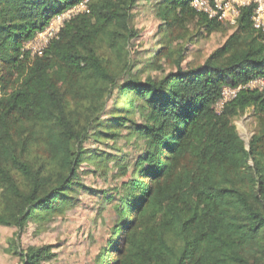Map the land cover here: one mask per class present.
I'll return each instance as SVG.
<instances>
[{"label": "trees", "instance_id": "obj_1", "mask_svg": "<svg viewBox=\"0 0 264 264\" xmlns=\"http://www.w3.org/2000/svg\"><path fill=\"white\" fill-rule=\"evenodd\" d=\"M80 1L0 0V225L15 228L19 264L55 257L52 245L24 250L19 239L75 207L81 190L114 211L94 264H264V91L213 109L223 85L264 74L251 7L228 25L191 0H149L158 39L140 57L139 0H87L42 55L23 50ZM212 32L224 41L187 61L188 45ZM249 109L245 144L234 119ZM111 171L126 178L110 193L81 181Z\"/></svg>", "mask_w": 264, "mask_h": 264}, {"label": "rangeland", "instance_id": "obj_2", "mask_svg": "<svg viewBox=\"0 0 264 264\" xmlns=\"http://www.w3.org/2000/svg\"><path fill=\"white\" fill-rule=\"evenodd\" d=\"M158 24L159 21L155 16L151 2L139 0L134 19V25L139 32L133 47L134 56L144 57L145 49L157 42ZM190 28L195 30L194 26ZM224 39L223 33L212 32L198 42L189 44L186 60L200 63ZM234 124L240 137L247 144L256 128V121L251 110H246L236 117ZM122 143V141L119 142V144ZM124 150L131 157L137 152L135 150V152H131L130 146H125ZM81 168L85 170L88 166L82 164ZM113 172H108L105 176L86 173L81 176V181L90 189L108 190L126 178L116 177ZM77 199L75 207L67 210L64 214L57 215L47 225L36 227L30 223L29 227L21 234L19 243L24 250L28 247L42 245L53 246L52 251L55 253V257L40 264H94L95 256L105 245L114 218L112 205L106 204L100 194H96L94 191L81 190ZM14 237V227L0 225V264L20 263V257L11 248V239Z\"/></svg>", "mask_w": 264, "mask_h": 264}, {"label": "built area", "instance_id": "obj_3", "mask_svg": "<svg viewBox=\"0 0 264 264\" xmlns=\"http://www.w3.org/2000/svg\"><path fill=\"white\" fill-rule=\"evenodd\" d=\"M86 2L87 0H82L51 17L43 30L23 44V50L31 56L42 55L50 42L58 37L66 20L88 11ZM190 5L206 18L228 25L236 24L243 7H251V24L264 37V0H191ZM240 90L264 91V74L254 73L243 84L236 86L223 85L213 109L220 112L223 106L231 101Z\"/></svg>", "mask_w": 264, "mask_h": 264}]
</instances>
